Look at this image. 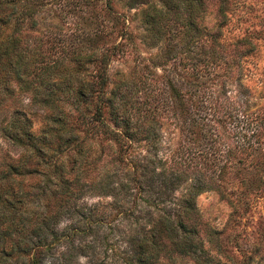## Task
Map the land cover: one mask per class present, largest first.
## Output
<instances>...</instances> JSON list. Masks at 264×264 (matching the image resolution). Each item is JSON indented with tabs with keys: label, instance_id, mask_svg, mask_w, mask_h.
<instances>
[{
	"label": "trees",
	"instance_id": "obj_1",
	"mask_svg": "<svg viewBox=\"0 0 264 264\" xmlns=\"http://www.w3.org/2000/svg\"><path fill=\"white\" fill-rule=\"evenodd\" d=\"M45 1L0 0V141L16 151L0 146V264L9 259L42 264L50 258V264H81L80 257L85 264H184V257L209 264L198 238L196 197L216 191L225 200L221 188L233 181L244 192L256 188L264 169L258 158L263 146L252 139L257 115L245 113L246 89L240 84L242 58L254 43L246 37L228 49L220 40L229 0H211L218 16L211 32L195 22L208 15L209 0H161L176 19L186 10L191 42L202 40L195 50L186 49L199 78L207 74L196 87L206 90L221 77L218 100L225 83L234 82L243 106L200 113L190 104L188 128L196 149L170 165L157 155L153 116L139 114L122 93L134 84L119 79L109 86L114 47L98 54L97 32L78 44L56 39L57 32L48 35L53 26L40 17ZM113 2L106 0V6ZM162 14L144 17L147 37L166 33L159 25ZM88 65L94 71L85 74ZM225 118L237 128L245 124L235 132L233 149L213 144L218 133L210 123ZM134 143L143 144V154L134 152ZM235 150L247 151L236 157ZM195 159L200 163L192 164ZM250 167V175L243 173ZM86 196L107 202L89 204Z\"/></svg>",
	"mask_w": 264,
	"mask_h": 264
},
{
	"label": "rangeland",
	"instance_id": "obj_2",
	"mask_svg": "<svg viewBox=\"0 0 264 264\" xmlns=\"http://www.w3.org/2000/svg\"><path fill=\"white\" fill-rule=\"evenodd\" d=\"M86 1L85 4H78L76 0H56L52 4L53 0H46L40 17L53 26L48 28L53 30H48L51 32L48 35H55L57 32L56 39L78 44L85 35L92 37L97 32L93 42L98 54L114 47V55L111 56L107 69L109 86L119 79H126L134 84L135 89L128 85L122 93H127L132 98L135 109H141L139 114L150 112L153 116L159 136L157 155L168 159L167 165L171 164V160L179 161L196 149L188 128L193 115L190 104L194 103L200 113L212 111L211 107H216L219 111L224 108L228 111L242 110L238 87L234 82L225 83L224 94L218 100L216 93L220 90L221 77L215 84V78L209 76L214 80V85H209L206 90L196 87V83L205 79L207 74L203 73L199 78V73L191 68L192 64L188 59L186 49L195 50L202 40L194 44L191 42V32L185 29L188 14L186 10L179 12L176 19L174 14L168 13L161 0H139L134 6L129 5L128 0H114L112 8L106 6V0ZM214 1H208V15L202 23L199 18H195L198 27L210 32L214 31L218 22L215 11L217 3ZM229 2L230 11L222 22L220 40L227 47L230 45L228 49L234 48L238 40L246 37L254 43V48L242 58L240 84L246 89V96L243 97H247L248 101L245 113L257 115L253 126L258 128L252 139L262 144L264 150V0ZM159 10L163 12L159 25L166 33L158 39L147 37L148 25L144 22V17ZM87 67L85 74L94 71L92 65ZM40 122V119L39 123L34 120L33 127H38ZM236 124L231 118L220 121L214 119L210 125L214 133H218V137L213 144L224 143L233 149L235 132L245 125L239 124L237 128ZM0 146L11 154L16 152L12 148H6L4 142L0 141ZM132 146L135 153L143 154L145 151L143 144L134 143ZM246 151L233 152L236 157H244ZM258 158L264 161V152ZM105 161L106 158L102 159L100 164ZM196 163H200L199 159L192 162ZM251 170L250 167L243 173L250 175ZM262 170L259 171L263 176L262 183L256 188L252 187L244 192L233 181L221 188L227 197L225 200L216 191L204 192L196 197V210L201 223L198 238L206 252L204 255L210 259L209 264H264ZM85 200L89 204L107 202V199L96 196H86ZM61 222V226L66 224ZM52 260L45 259L42 264H50ZM8 262L13 264L10 259ZM79 262L85 264L86 259L80 257ZM182 262L198 264L190 257H184Z\"/></svg>",
	"mask_w": 264,
	"mask_h": 264
}]
</instances>
